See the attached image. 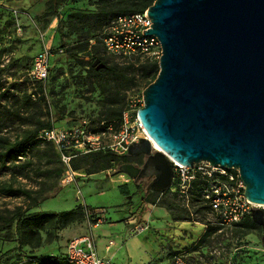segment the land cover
<instances>
[{"label": "rangeland", "instance_id": "374dc122", "mask_svg": "<svg viewBox=\"0 0 264 264\" xmlns=\"http://www.w3.org/2000/svg\"><path fill=\"white\" fill-rule=\"evenodd\" d=\"M58 1L0 0V212L9 216L6 212L11 211L12 216L21 209L10 224L0 222V257L9 263L16 260L18 252L24 257L65 256L69 241L84 235L85 224L89 228L85 235L94 237L96 233L89 227L87 215L51 219L41 230L39 248L19 249L16 225L28 214L61 213L84 205L95 219H102L101 224L118 222L130 211L138 212L140 195L149 185L146 180L136 184L127 175L116 174L126 164L122 160L96 173H89V166L83 164L69 183L68 168L56 151L37 138L23 157L6 156L10 143L22 140L41 124L75 127L87 121L90 127H99L130 101L142 108L143 92L152 81L143 78L148 61L117 58L91 39L99 37L104 26H73L69 21L70 15L97 13L99 0H61V7L53 11ZM45 46L52 48L54 58L50 78L42 87L30 77V66L34 54ZM92 60H99L96 70ZM154 64L159 67V62ZM9 186L26 190L31 197L4 194L1 189ZM149 194L151 203L144 214L148 213L150 221L134 224L145 227L144 232L135 234L146 244L144 264H172L177 254L188 264H264L263 228L257 225L249 231L223 224L221 216L205 202L200 185L187 195ZM208 228H212L210 234L200 244ZM109 231L117 233L120 226ZM125 257L119 256L113 264H122Z\"/></svg>", "mask_w": 264, "mask_h": 264}, {"label": "water", "instance_id": "95a60500", "mask_svg": "<svg viewBox=\"0 0 264 264\" xmlns=\"http://www.w3.org/2000/svg\"><path fill=\"white\" fill-rule=\"evenodd\" d=\"M147 11L153 25L143 33L162 56L137 114L161 151L142 139L128 156H143V166L115 173L165 193L176 163L238 171L264 230V0H156Z\"/></svg>", "mask_w": 264, "mask_h": 264}, {"label": "built area", "instance_id": "2783aa9c", "mask_svg": "<svg viewBox=\"0 0 264 264\" xmlns=\"http://www.w3.org/2000/svg\"><path fill=\"white\" fill-rule=\"evenodd\" d=\"M147 13L145 11L115 18L101 36L106 52L124 60L138 58L159 62L162 56L160 41L143 33L152 29L153 25ZM52 57V48L48 46L36 54L30 71L33 80L44 85L48 82ZM139 109L130 101L119 120L102 122L97 127L98 132L91 129L87 121L71 128L54 125L40 131L38 140L50 143L56 148L68 168L67 180L72 183L75 175L71 169L72 159L95 152L124 156L128 154L130 146L148 137L137 114ZM199 185L205 202L221 216L223 224L228 227L242 225L251 216L252 210L259 207L246 198L245 185L238 171L213 167L207 162L192 167H183L176 163L173 185L169 189L171 193L187 195L194 186ZM86 215L90 228L102 223L101 218H94L92 211L87 210ZM91 217L96 222H92ZM144 231L145 227L137 226L132 234ZM66 259L69 264H111L110 260L99 256L92 235L73 237L67 246ZM172 264L188 263L181 254H177L173 257Z\"/></svg>", "mask_w": 264, "mask_h": 264}, {"label": "trees", "instance_id": "16d2710c", "mask_svg": "<svg viewBox=\"0 0 264 264\" xmlns=\"http://www.w3.org/2000/svg\"><path fill=\"white\" fill-rule=\"evenodd\" d=\"M156 0H99L97 2L98 6V12L94 14H75V15H70L69 16V21L72 23L73 26L78 25V24H83L84 26H88L90 23L96 24V26H99V29L103 27L101 34L99 37L93 36L91 39L94 41H98V43L102 44L101 41V36L104 30L110 25V19L111 17L117 18L119 16H125V15H133V14H138V13H143L148 10L149 7H151ZM62 3L61 0L58 1L55 6H53L52 10L56 11L61 7ZM106 23L108 24L107 26ZM103 45V44H102ZM95 50H97V46L94 47ZM63 52V50H61ZM53 52V50H52ZM37 54V53H36ZM32 57L31 60V66L30 70L32 69V64H33V59L36 56ZM73 57L78 58L77 55H73ZM53 58H54V52H53ZM138 59V58H137ZM93 63L96 60H92ZM148 61V64H145L143 66L144 68V74L143 78L144 80L152 78V81L148 84L151 85L158 77V74L160 72L159 67L157 64L158 62L150 61V60H144ZM53 61H51V64ZM52 69V68H51ZM93 69L96 70L97 66H93ZM51 74V70H50ZM39 83V82H38ZM42 87L45 85L42 83H39ZM147 86V87H148ZM125 107H121L119 110L114 111L111 115L107 116L106 121L110 120H119L122 112ZM55 124L49 123V124H41L35 132L30 133L26 137H24L22 140H17L14 143H10L8 150L6 151V156L8 158H20L23 157L26 154V148L28 145H30L35 138L38 140V135L40 131L47 129V128H52ZM118 124H116V127ZM42 127V128H41ZM71 128V127H67ZM93 129L95 132H98L97 127H90ZM40 141V140H38ZM43 142V141H41ZM47 145L51 146L56 153L58 154L60 158V154L56 150V148L47 142H44ZM143 156H138V157H131L127 155L124 156H116L112 153L109 152H95V153H90L82 156H78L71 161V169L72 171H79L83 168V164L85 166H89V173H96L100 172L103 170H108L112 164L119 162L122 160L123 163L126 164H131V163H143ZM61 159V158H60ZM139 186V185H137ZM4 194L8 196H26V197H31V193L22 190V189H15L13 187H6L1 189ZM143 192V195H140V205H139V210H138V218L141 221L144 213L147 211L149 204L151 203L150 200V194L146 195ZM159 195H166L169 194V192L165 193H159V192H154ZM21 209H17L12 216H10L11 211H8L6 213L9 214L5 215L2 212H0V222H3L4 224H10L16 216L20 213ZM86 211L87 208H85L83 205H79L76 209L67 211V212H61V213H33V214H28L23 220H18L17 225H16V233L18 236V247L20 248H30V249H36L39 248L43 242L42 236H41V230L43 229V226L46 222L50 221L51 219H56L58 221L64 220L68 217H74L77 215H83L86 216ZM91 220L93 222H96V220L91 217ZM241 227L246 228V230H254L257 229L258 226L255 224L251 216H249L242 225ZM212 228H208L207 234L200 240V244H203L206 240L207 237L210 234V230ZM18 257L16 260L12 263L5 262L4 259L0 257V264H69L66 259V254L65 256H48L46 258H39L37 256L29 255L27 257H24L20 252H18Z\"/></svg>", "mask_w": 264, "mask_h": 264}, {"label": "crops", "instance_id": "0c3cea01", "mask_svg": "<svg viewBox=\"0 0 264 264\" xmlns=\"http://www.w3.org/2000/svg\"><path fill=\"white\" fill-rule=\"evenodd\" d=\"M167 192L171 194L170 190ZM138 214V212L132 214V211H130V213L123 220L121 219V221L109 222L106 220L103 224L105 225L108 222L107 228H105L103 224L92 227V229L96 230L93 239L99 256L101 254L103 258L110 260L113 264L119 256L126 254L122 264H144L145 260L148 258L145 252L146 244L144 241L142 242L140 240L142 237L141 235L135 236L133 234L135 237L131 236L132 230L135 228L134 224L146 225L150 221V217L148 216V213H146L140 221ZM117 224L120 226V231H117V233L109 231V229L115 230ZM101 225H103L102 228ZM100 230H104L110 235L107 236L104 231ZM83 231V236H86L85 234H87V232L89 233L87 224H85ZM114 235L117 236V239H113ZM110 243H112V246L109 245Z\"/></svg>", "mask_w": 264, "mask_h": 264}, {"label": "flooded vegetation", "instance_id": "af4514ba", "mask_svg": "<svg viewBox=\"0 0 264 264\" xmlns=\"http://www.w3.org/2000/svg\"><path fill=\"white\" fill-rule=\"evenodd\" d=\"M142 158H143V163H142V164L136 163V164L140 165L139 167H142L143 164H144L145 158H144V157H142ZM131 164H132V163H131ZM135 166H136V165H135ZM142 180H146V181H148L149 184L152 182V179H149V178L142 179ZM142 180H140L138 183H140ZM136 184H137V183H136Z\"/></svg>", "mask_w": 264, "mask_h": 264}, {"label": "bare ground", "instance_id": "6f19581e", "mask_svg": "<svg viewBox=\"0 0 264 264\" xmlns=\"http://www.w3.org/2000/svg\"><path fill=\"white\" fill-rule=\"evenodd\" d=\"M147 139L148 140H150L151 142H152V144H153V141L149 138V137H147ZM154 145V148L157 150V151H161L155 144H153Z\"/></svg>", "mask_w": 264, "mask_h": 264}]
</instances>
